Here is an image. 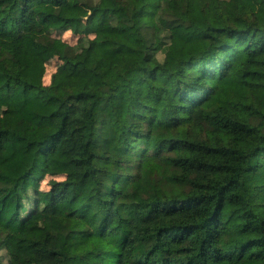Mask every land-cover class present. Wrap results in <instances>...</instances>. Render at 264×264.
Instances as JSON below:
<instances>
[{"label": "trees", "instance_id": "16d2710c", "mask_svg": "<svg viewBox=\"0 0 264 264\" xmlns=\"http://www.w3.org/2000/svg\"><path fill=\"white\" fill-rule=\"evenodd\" d=\"M0 251L264 264V0H0Z\"/></svg>", "mask_w": 264, "mask_h": 264}, {"label": "rangeland", "instance_id": "374dc122", "mask_svg": "<svg viewBox=\"0 0 264 264\" xmlns=\"http://www.w3.org/2000/svg\"><path fill=\"white\" fill-rule=\"evenodd\" d=\"M63 37L72 44L77 42V37H75L74 35H71L70 32H66ZM158 56H159V58L163 59V53L162 52H160ZM56 63L57 62L55 60H53L51 63L48 64V72H47V75L45 78L46 83L49 82L50 74L54 70ZM0 254H4V251H0Z\"/></svg>", "mask_w": 264, "mask_h": 264}]
</instances>
